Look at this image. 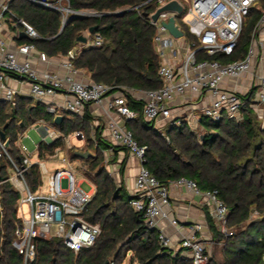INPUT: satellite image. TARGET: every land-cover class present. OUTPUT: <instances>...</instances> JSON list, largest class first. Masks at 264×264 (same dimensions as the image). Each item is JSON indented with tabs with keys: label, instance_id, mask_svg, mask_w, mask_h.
Wrapping results in <instances>:
<instances>
[{
	"label": "built area",
	"instance_id": "built-area-1",
	"mask_svg": "<svg viewBox=\"0 0 264 264\" xmlns=\"http://www.w3.org/2000/svg\"><path fill=\"white\" fill-rule=\"evenodd\" d=\"M13 1L0 0V101L14 102L18 96L27 97L9 85L14 80L27 83L29 98L44 104L47 112L55 118L65 114L84 117L90 113L95 119L92 139L96 145L103 139L112 147L123 148L138 160L139 171L130 193V206L144 215L149 230L157 231L161 247L175 253L183 250V256L192 264H210L213 254L206 243L198 238L195 230L182 236L177 249L160 226V222L168 218L165 209L170 205L169 190L146 167L148 147L140 146L127 128L128 122L138 118V112L132 109L130 102L142 104L144 122L159 131L167 141L165 130L168 127L187 124L191 131L199 134L203 131L204 122L217 125L226 118L242 121L247 103L263 120L264 75L255 76L257 83L246 94L240 93L237 86L243 77L253 74L260 50L264 49V13L255 26L244 59L228 64L214 59L234 54L252 8L263 0H148L130 9L139 11L149 5L155 6V11L148 17L155 27L154 43L160 60L159 76L163 86L149 91L95 83L74 67L75 58L71 53L67 57L52 58L38 51L32 41L39 39V34L12 12ZM24 1L59 13L61 31L73 19L104 16L92 11L74 10L69 0ZM172 2H177L182 12H162L155 22L152 17ZM185 13L189 16L186 23L188 33L177 22V16ZM172 18L176 28L183 33L180 38L172 35L166 27ZM21 33L26 34L28 42H20ZM85 37L87 42L77 45V56L84 49L104 45L100 34H95L92 39L88 32ZM199 56L206 58L201 60ZM92 106H96V110H103L102 120H96L99 116ZM37 126H40L41 142L64 140L65 150L58 151L53 159L63 163L66 169L49 171L48 160L38 158L41 142L35 145V152H29L24 144L28 138L26 133ZM28 130L19 135L16 142L23 156L22 165L12 159L10 147H6V142L0 136V159L10 162L13 173L9 181L21 196L14 247L23 256L24 264L35 262L37 239H60L68 249L78 253L92 247L102 233L100 225L92 224L85 218L97 190L95 188L92 193H86L81 189L83 181L79 180L68 153V149L73 148L72 139L81 141L83 145L79 149L83 150L87 143L85 134L76 131L70 137H65L44 121L33 124ZM33 165L39 166L42 179L41 187L36 192H31L24 178L26 170ZM83 170L87 174V168ZM64 181L66 188H63ZM169 185L186 188L192 195L201 198L218 229L229 236L230 210L217 191H203L188 178L171 181ZM24 204L30 207L29 218L24 214ZM172 224L176 225L177 222L172 221Z\"/></svg>",
	"mask_w": 264,
	"mask_h": 264
},
{
	"label": "trees",
	"instance_id": "trees-1",
	"mask_svg": "<svg viewBox=\"0 0 264 264\" xmlns=\"http://www.w3.org/2000/svg\"><path fill=\"white\" fill-rule=\"evenodd\" d=\"M69 1L74 10L104 16L73 19L61 31V15L53 10L24 0H14L11 10L38 32L40 38L32 41L36 49L52 58L69 56L79 38L95 29L93 35L100 34L104 45L84 49L73 60L74 67L91 81L144 91L163 86L154 43L155 27L148 17L155 6L130 11L148 0ZM262 4L264 7V0ZM260 17L256 15L248 23L246 21L239 45L229 57L231 62L247 56ZM33 100L18 96L14 102L0 101V132L8 125L5 134L10 141L12 159L22 165L23 156L16 146L19 133L39 121L65 137L76 131L83 132L87 139L83 151L96 148L98 153L90 159L86 174L97 192L85 218L100 225L102 233L92 247L78 253L68 249L60 239H37V257L32 264H124L130 254L131 264H192L183 256V250L175 253L163 249L157 231L149 230L144 215L130 206L131 196L124 184L123 167L119 183L102 168L105 159L99 148L102 144L108 147L109 143L103 139L98 145L93 142V116L90 113L84 117L65 114L62 123L56 125L55 116L47 112V107ZM130 106L138 112V118L128 122L127 128L140 146L148 147L146 167L151 174L164 186L180 178L193 180L203 191H217L228 206L229 236L221 233L206 212L214 244L224 243L220 248L223 260L218 261L214 255L210 264H264V119L260 120L247 103L242 121L226 118L217 125L204 122L199 134L191 131L187 124L169 127L165 130L167 141L144 122L141 103L131 101ZM64 150L63 139L41 142L38 158L47 161ZM74 151H68L70 159L76 158ZM11 168L10 162L0 159V264H24L23 256L14 247L21 196L9 181ZM24 178L31 192L41 187L38 165L27 169Z\"/></svg>",
	"mask_w": 264,
	"mask_h": 264
},
{
	"label": "crops",
	"instance_id": "crops-1",
	"mask_svg": "<svg viewBox=\"0 0 264 264\" xmlns=\"http://www.w3.org/2000/svg\"><path fill=\"white\" fill-rule=\"evenodd\" d=\"M259 75H264V49L260 50V57L255 62L253 74L243 77L238 83V91L246 94L251 86L256 85L257 78L255 76L258 77ZM9 85L29 97V86L27 83L21 84L12 80ZM1 96L2 94L0 93V98ZM92 110H96V106H92ZM95 114L99 116L96 120H102L103 110L97 108ZM109 146L103 154L110 158H106L109 162L110 160L113 161V166L119 168L118 175H120L121 168L123 167L124 184L130 194L133 191L135 178L139 171V162L135 157L128 154L126 150L115 151L111 145ZM167 187L170 195V205L166 207L165 211L168 214V218L163 219L160 222V226L172 239L174 247L178 249L182 236L188 235L192 230H195L198 238L204 241L208 248H210L214 244V240L207 220L206 212L208 209L204 205L203 200L192 195L186 188H179L173 185H168ZM172 221H176L177 224L173 225Z\"/></svg>",
	"mask_w": 264,
	"mask_h": 264
},
{
	"label": "rangeland",
	"instance_id": "rangeland-1",
	"mask_svg": "<svg viewBox=\"0 0 264 264\" xmlns=\"http://www.w3.org/2000/svg\"><path fill=\"white\" fill-rule=\"evenodd\" d=\"M262 2H259V3L254 5V7L251 10L250 16L247 18V23H248V20L251 19L253 16L262 15L264 13V7H263ZM188 20H189V16H187V13L182 14L180 16H177L178 24L183 28V30L186 33H188V26L186 24ZM247 23H246V25H247ZM91 38L92 39L94 38L93 34L91 35ZM205 58L206 57H204V56H199V59H201V60L205 59ZM207 59L211 60V58H207ZM220 61L222 63H225V64L231 63L229 57H223L220 59ZM33 102L37 103L35 100H33ZM39 128H40V126H37L34 129L28 130L26 133L28 138H26L24 140V144L27 146L29 152H31V153L35 152V145H38L42 141V136H41L40 132L38 131ZM22 133L23 132L19 133V135H21ZM71 144L73 146L72 149L75 150L74 152L83 151V150L79 149V147H81L83 145V143L81 141H78L76 139H72ZM85 147L86 146H84L83 148H85ZM70 150L71 149H68V151H70ZM105 150H107V146L105 144H102L101 148H99L100 154L105 153ZM83 152H85V151H83ZM89 152H91L95 157L98 154L96 148H92L91 150H89ZM103 156H104V154H103ZM106 158L110 159L109 157L104 156L105 160H104V164L102 165V168H105L107 170V172L110 174V176L113 177L117 183H119L120 182L119 181L120 180L119 175H118V173H119L118 169L119 168L117 166L116 167L113 166L112 165L113 161L110 160V162H109V160ZM70 162L74 166V168L77 170L79 180L83 181V183L81 184V189L86 193H92L96 187L92 182H90L88 180L86 172L83 170V168L84 169L87 168V170L89 171L90 160H83L80 158H71ZM47 167H48L50 172L66 169V166L63 163L58 162V160L53 159V157H51L50 160L47 161ZM115 168L117 169L116 171H115ZM11 173H13L12 169H11ZM63 188H66V182L65 181L63 183ZM23 211H24V214L26 215V217L29 218L30 213H31L29 205L24 204L23 205ZM223 244L224 243H221L219 245L212 244L210 246V250H211V253L213 254V257L215 255L217 257L218 261L223 260L221 254H220V248H223ZM131 257H132V255L130 254L129 257L127 258V260L124 262V264H131L130 263Z\"/></svg>",
	"mask_w": 264,
	"mask_h": 264
},
{
	"label": "water",
	"instance_id": "water-1",
	"mask_svg": "<svg viewBox=\"0 0 264 264\" xmlns=\"http://www.w3.org/2000/svg\"><path fill=\"white\" fill-rule=\"evenodd\" d=\"M165 11H169V12H173L176 11L178 13L182 12V7L177 3V2H172L170 4H168L167 6H165L164 8L160 9L153 17L152 19L156 22L159 18L160 13L165 12ZM119 14V13H118ZM117 15V14H115ZM167 29L171 32L172 35H174L177 38H180L183 36V33L180 32L178 30V28H176L175 26V20L174 18L171 19V22L169 24L166 25ZM89 33L92 35L95 33V29H90ZM27 36L25 33H21V40L22 39H26ZM78 42L85 44L87 42V38L85 36H82L79 38ZM77 52H78V48L75 47L72 51H71V56L73 58H76L77 56ZM63 117L62 116H58L55 118L54 122L56 125H60L63 121ZM8 127V125L4 128L3 131L0 132V136L1 139L3 141L6 142V147H10V141L6 138V134H5V129ZM263 131H264V124H263ZM76 158H80L83 160H90L92 157H94V155L91 152H83V151H76L74 153ZM1 180V178H0ZM106 264H109L108 262Z\"/></svg>",
	"mask_w": 264,
	"mask_h": 264
}]
</instances>
